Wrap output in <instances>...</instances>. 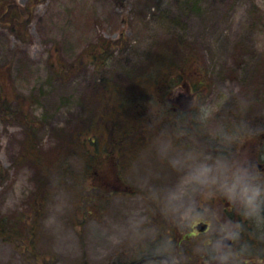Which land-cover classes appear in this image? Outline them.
Wrapping results in <instances>:
<instances>
[{"label": "rangeland", "instance_id": "374dc122", "mask_svg": "<svg viewBox=\"0 0 264 264\" xmlns=\"http://www.w3.org/2000/svg\"><path fill=\"white\" fill-rule=\"evenodd\" d=\"M168 57L200 73L208 146L146 120L192 95L156 100ZM263 154L264 0H0V264H121L198 217L215 233ZM246 184L263 200L235 217L262 239L264 174Z\"/></svg>", "mask_w": 264, "mask_h": 264}, {"label": "flooded vegetation", "instance_id": "af4514ba", "mask_svg": "<svg viewBox=\"0 0 264 264\" xmlns=\"http://www.w3.org/2000/svg\"><path fill=\"white\" fill-rule=\"evenodd\" d=\"M191 94L188 95L189 102L185 105L180 98L174 100V103L178 102L180 106L175 107V111L188 113L197 111L199 100L192 91ZM262 157L264 158V154ZM249 169L251 174L243 182L241 189L237 191L234 187L233 191L237 192H231L226 197L227 203L222 213L225 220L220 223L221 230L212 233L213 223L198 217L191 224L185 225L186 233L177 228V237H170L174 231H168L169 238L164 240L166 247L162 244L159 246L153 244L150 250H141L133 261L121 264H264V235L262 239L257 238L251 232L253 229H249L248 224L242 222L243 218L235 217L242 211L248 212L249 208L256 209L263 200L262 194L248 190L246 182L251 184L257 174H264V171H261L264 169V159L259 157L252 159ZM202 223L208 225L205 232L197 229Z\"/></svg>", "mask_w": 264, "mask_h": 264}, {"label": "trees", "instance_id": "16d2710c", "mask_svg": "<svg viewBox=\"0 0 264 264\" xmlns=\"http://www.w3.org/2000/svg\"><path fill=\"white\" fill-rule=\"evenodd\" d=\"M9 6V7H8ZM5 7L7 9L10 8V4L8 2L5 3ZM17 19V17H15ZM109 48L106 46L104 49H102V53L98 52L93 55V59H95V62H99V60H102V57L104 54H106L107 50ZM175 55V54H174ZM172 56V55H171ZM103 61V60H102ZM173 61V58L168 57V61L166 63L167 70L166 75L164 77V80H162L161 84L158 82V88H157V93L154 94L156 100H158L159 103L163 104V106H168L169 100L171 99L172 95L174 94L175 90L177 87L179 88H188L190 87L191 91L195 96H197V99L200 101V98L202 97V92L203 90L201 89L200 84H196L194 81L195 79H199L200 73L197 71V69H194V72L192 73L190 69L188 68V71L186 68H179V71L176 70L177 66ZM165 63H163L165 65ZM176 67V68H175ZM202 84V83H201ZM189 89V90H190ZM168 110L165 108V110L161 111V113L165 112V116L163 117L164 120L157 119L154 116L147 115L146 120L147 122H151L152 124L155 123H164L169 126L170 131L173 132V134H176L178 137H192L195 136L198 138V140H202V142L207 146L209 144V138L206 136L207 133L204 131V128L201 124V119L197 114H194L195 112H190L186 113L181 110H177V113L174 112V116L169 117V115L166 114ZM118 114V113H117ZM137 126V125H136ZM244 131L241 132H234L235 139L237 138L236 133H240L243 135ZM241 137L240 135L238 138ZM229 138V137H228ZM237 138V139H238ZM213 152V150H211ZM222 150H220L219 157H222L223 155L221 154ZM112 155V154H109ZM227 158V157H225ZM232 159V156H230ZM117 159V156L115 157ZM119 161V160H118ZM96 162L99 163V165H96ZM97 163V164H98ZM104 162L101 160H95V164H93V168H95L94 175L97 177L99 181L104 180V173L102 171V167H104ZM118 164H121V161L117 162ZM102 164V165H101ZM92 166V165H91Z\"/></svg>", "mask_w": 264, "mask_h": 264}, {"label": "water", "instance_id": "95a60500", "mask_svg": "<svg viewBox=\"0 0 264 264\" xmlns=\"http://www.w3.org/2000/svg\"><path fill=\"white\" fill-rule=\"evenodd\" d=\"M208 228V226L206 224H201L200 226H198V229L202 232L206 231Z\"/></svg>", "mask_w": 264, "mask_h": 264}]
</instances>
